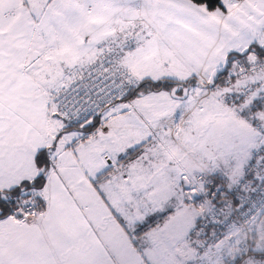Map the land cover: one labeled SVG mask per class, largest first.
<instances>
[{"label":"snow or ice","instance_id":"obj_1","mask_svg":"<svg viewBox=\"0 0 264 264\" xmlns=\"http://www.w3.org/2000/svg\"><path fill=\"white\" fill-rule=\"evenodd\" d=\"M0 264H264V0H0Z\"/></svg>","mask_w":264,"mask_h":264}]
</instances>
